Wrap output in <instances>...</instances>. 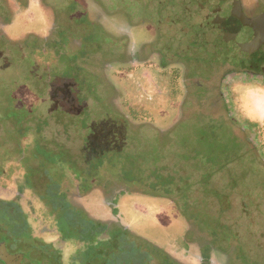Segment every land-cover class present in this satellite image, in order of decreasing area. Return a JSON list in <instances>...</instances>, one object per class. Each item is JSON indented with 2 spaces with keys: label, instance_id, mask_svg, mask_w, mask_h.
<instances>
[{
  "label": "rangeland",
  "instance_id": "374dc122",
  "mask_svg": "<svg viewBox=\"0 0 264 264\" xmlns=\"http://www.w3.org/2000/svg\"><path fill=\"white\" fill-rule=\"evenodd\" d=\"M17 4L34 36L26 44L0 22V240L10 253L27 264H264L263 169L241 128H219L217 116L205 133L188 99L177 106L170 76L150 86L134 71V4L0 0V14ZM231 98L264 155V86L237 85ZM175 108L179 122L164 126ZM245 199L256 201L246 209Z\"/></svg>",
  "mask_w": 264,
  "mask_h": 264
},
{
  "label": "flooded vegetation",
  "instance_id": "af4514ba",
  "mask_svg": "<svg viewBox=\"0 0 264 264\" xmlns=\"http://www.w3.org/2000/svg\"><path fill=\"white\" fill-rule=\"evenodd\" d=\"M97 1L100 4L105 2ZM234 1L129 0L134 4V71L146 78L150 86L155 79L161 82V78L170 76V84L175 87L173 96L181 103V111L183 102L194 90L207 86L211 80L218 81L217 95L209 102L212 119L217 118V112H223L227 115L229 126L241 128L244 143L252 148L255 155L256 160L253 161L257 163L256 167H261L264 172V155L259 137L254 134L253 140L250 134L247 136L248 128L256 127L235 119L231 106V97L237 85L264 86V52L241 45L243 42L237 37L241 23L234 15L237 8ZM239 1L242 12L249 19L264 12V0ZM156 32L158 39L155 40ZM214 102H217V106ZM217 125L223 127L221 123ZM211 128H214L212 123ZM229 137L232 141H240L238 135H226L227 140ZM245 163L241 169L249 168V164ZM246 177L235 179L234 183L240 186L241 180H248ZM258 183L261 188L255 189L260 193L254 198L264 207V179L260 178ZM252 201L243 200V207L247 209V202ZM4 241L9 251L11 246L8 241L1 239L0 244ZM210 248V245L204 247L205 251ZM14 252L22 253V264H27V253L21 250ZM208 261L200 264H210Z\"/></svg>",
  "mask_w": 264,
  "mask_h": 264
},
{
  "label": "water",
  "instance_id": "95a60500",
  "mask_svg": "<svg viewBox=\"0 0 264 264\" xmlns=\"http://www.w3.org/2000/svg\"><path fill=\"white\" fill-rule=\"evenodd\" d=\"M236 11L234 15L241 23L237 32L238 39L242 40L246 49L264 52V12L254 19L247 18L242 12L240 1L235 0ZM218 92V81L211 80L207 86L193 91L185 103L192 119L198 122L203 129L209 128L211 116L209 102L216 97ZM24 255L22 253L12 254L8 251L6 243L0 244V262L3 264H22Z\"/></svg>",
  "mask_w": 264,
  "mask_h": 264
},
{
  "label": "trees",
  "instance_id": "16d2710c",
  "mask_svg": "<svg viewBox=\"0 0 264 264\" xmlns=\"http://www.w3.org/2000/svg\"><path fill=\"white\" fill-rule=\"evenodd\" d=\"M9 4H16V3H8V8L7 9H10ZM14 7L15 8H12V7L11 8L13 10H15L16 14L15 15L13 14V16H9L10 14H9V11L7 10V14H5L3 16L0 14V22L3 23L4 26L9 27L8 28L9 30H7V34H10L11 36L15 37V39H16V37L17 38L19 37L17 40H21V41H22V38L23 37H26V40L27 41H24V42H26V44H27L29 42V39L32 40V38H33L34 35L30 33L32 31H31L30 27H27V26H26V29H29V31H30L29 33L30 34H28V35H25L24 34L25 32H27V30L24 33H22L24 27L23 26H20L19 25V21L17 20L18 14L20 13V11H22V8L18 4L17 5H14ZM2 31H3V28L0 27V36L4 37V35H7L5 33L3 34ZM35 39H37V38H35ZM44 41H47V40L44 39ZM19 44H22V43H19ZM68 53L70 54V52H68ZM66 57H67V55H66ZM18 91H19L18 89H15V90L12 91L14 94H16L15 97H13V99H19V100L22 99L23 100V102L25 104V112H29V111L33 110V107H30L29 104L32 103V102H34L33 100L35 98L34 97L31 98V96H23V97H20L19 96L20 93L17 94ZM12 92L10 94H12ZM28 212H30V214L33 217V220H31L32 221V225L35 226L36 228H38V222H37L36 217H35V212H37V207H35L33 205V209L30 210V211H28ZM122 230H123L122 233L124 231L126 232V230H124V228H122ZM101 252H103V250H101V248H100L98 253H101ZM37 264H41L40 261H37ZM171 264H173V263H171Z\"/></svg>",
  "mask_w": 264,
  "mask_h": 264
},
{
  "label": "crops",
  "instance_id": "0c3cea01",
  "mask_svg": "<svg viewBox=\"0 0 264 264\" xmlns=\"http://www.w3.org/2000/svg\"><path fill=\"white\" fill-rule=\"evenodd\" d=\"M146 73V72H145ZM144 74V73H143ZM170 99V98H169ZM176 101H179L177 98H174ZM177 106H179V109L181 110V103H179L178 102V104H177ZM177 106H176V108H177ZM176 108H175V110H174V113L172 114V111L171 110H169L168 112H166V114H165V116H167L168 117V123H166V124H164V126H167L168 124H170V122L173 120L174 122L173 123H178L179 122V116L177 115L176 116V114H175V112H176ZM209 108H210V106H209ZM182 112H183V108H182ZM210 112H211V116H210V120H209V128L207 129V130H205V132H208L209 130H210V123H211V120H212V110H211V108H210ZM174 114H175V118L173 119V117H174ZM161 116H163V115H161ZM217 116L218 117H220V116H225L226 117V115L223 113V112H217ZM163 118H164V116H163ZM192 118V117H191ZM224 121H221L222 123V126L223 127H220L219 126V128H233V127H231V126H229L228 124H229V122H227V118H222ZM200 127H202L201 125H200ZM202 131H203V127H202ZM173 204H174V206L175 205H177L178 206V204H176L174 201H173ZM192 211H194V210H192ZM198 211V210H197ZM196 212V211H195Z\"/></svg>",
  "mask_w": 264,
  "mask_h": 264
},
{
  "label": "built area",
  "instance_id": "2783aa9c",
  "mask_svg": "<svg viewBox=\"0 0 264 264\" xmlns=\"http://www.w3.org/2000/svg\"><path fill=\"white\" fill-rule=\"evenodd\" d=\"M262 126H264V125H262Z\"/></svg>",
  "mask_w": 264,
  "mask_h": 264
}]
</instances>
